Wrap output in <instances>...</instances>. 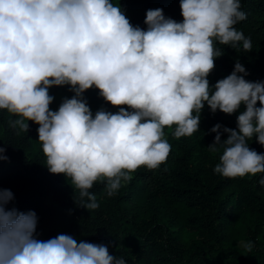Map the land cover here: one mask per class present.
<instances>
[{
    "label": "clouds",
    "instance_id": "clouds-1",
    "mask_svg": "<svg viewBox=\"0 0 264 264\" xmlns=\"http://www.w3.org/2000/svg\"><path fill=\"white\" fill-rule=\"evenodd\" d=\"M180 10L182 22L149 9L141 28L114 0H0V110L18 136L30 121L38 125L45 167L71 181L74 202L89 212L99 208L90 191L96 183L112 197L139 168L158 169L171 151L165 128L174 127L176 139L191 137L205 106L239 113L235 130H210L207 148L221 152L214 172L264 173V154L249 147L254 137L264 146V82L246 80L239 60L215 85L208 79L224 54L217 44L252 51L235 27L246 19L240 0H180ZM64 86L74 95L53 111L49 90ZM90 89L118 111L93 114L84 96ZM13 199L0 188V264H126L103 244L67 234L38 239L35 212L8 209ZM241 246L253 250L251 242Z\"/></svg>",
    "mask_w": 264,
    "mask_h": 264
},
{
    "label": "trees",
    "instance_id": "trees-1",
    "mask_svg": "<svg viewBox=\"0 0 264 264\" xmlns=\"http://www.w3.org/2000/svg\"><path fill=\"white\" fill-rule=\"evenodd\" d=\"M120 3L134 26L146 28L149 9H163L166 17L182 22L180 0H114ZM246 19L235 25L252 41L245 52L219 45L223 56L215 61L210 85L230 75L237 60L249 73L251 82H264V0H240ZM54 97L51 110H58L74 93L68 86L49 90ZM85 99L92 110L118 109L107 104L96 89ZM243 106L241 111H243ZM207 106L201 113L199 131L176 139L173 129L165 128L171 145L166 163L156 170L139 168L116 195L108 197L105 184L90 190L99 208L88 211L76 205L71 181L49 173L38 125L29 122V132L16 135L10 119L0 110V148L8 159L0 161V188L10 190L14 199L7 206L19 212H35L36 236L48 240L67 234L79 241L108 246L109 253L126 264H264V173L227 179L214 172L221 152L211 153L215 139L210 130L217 124L236 129L237 116ZM14 119V117H12ZM222 140L227 136L222 135ZM249 147L264 154V146L254 137ZM222 151V150H221ZM241 242H251L247 252Z\"/></svg>",
    "mask_w": 264,
    "mask_h": 264
}]
</instances>
